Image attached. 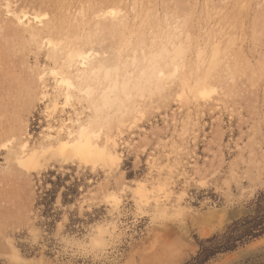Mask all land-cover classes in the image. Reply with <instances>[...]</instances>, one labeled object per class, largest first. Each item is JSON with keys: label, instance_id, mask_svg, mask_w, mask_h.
<instances>
[{"label": "rangeland", "instance_id": "obj_1", "mask_svg": "<svg viewBox=\"0 0 264 264\" xmlns=\"http://www.w3.org/2000/svg\"><path fill=\"white\" fill-rule=\"evenodd\" d=\"M110 10L120 13V23L101 17ZM8 11L25 12L31 21L44 17L45 32L23 31ZM47 37L61 41L59 50L88 44L108 61L180 42V75L190 85L207 73L219 47L220 63L209 76L216 93L193 107L196 141L180 157L171 148L162 151L161 174L147 164L160 138L181 143L186 112L168 97L172 86L141 99L145 117L126 135L115 174L58 157L39 173L21 170L13 159L17 145L28 139L39 146L49 126L41 92L45 84L53 93L55 81L50 76L43 83L40 74L65 60L50 51ZM199 52L206 59L201 69ZM81 105L89 107L83 101L77 110ZM156 106L160 112L151 109ZM67 111L57 119L75 117ZM171 177L174 193H185L179 219L172 217L175 198L144 205L131 192L137 181L151 187ZM122 184L129 190L118 206L102 201V188L119 191ZM85 198L91 201L81 210ZM258 200L264 208V0H0V264H19L6 237L26 264H185L200 242L253 216ZM162 210L167 219L158 217ZM208 264H264V237Z\"/></svg>", "mask_w": 264, "mask_h": 264}, {"label": "bare ground", "instance_id": "obj_2", "mask_svg": "<svg viewBox=\"0 0 264 264\" xmlns=\"http://www.w3.org/2000/svg\"><path fill=\"white\" fill-rule=\"evenodd\" d=\"M119 14L116 10H110L103 13L101 17L120 23ZM27 15L25 12L12 14L16 24L23 31L31 35L37 31H43L44 17L36 14L31 21ZM44 39L50 51L53 54L61 51V54L65 55V60L60 69H50L40 74V80L43 83L50 76L55 81L53 93L49 92L45 84L41 92V100L45 102L44 112L49 126L46 129L43 143L39 146L31 147L28 139L22 140L17 145L18 149L13 159L21 170L29 174L39 173L49 166V162L54 157H58L63 161L77 163L79 169L89 168L92 172L102 170L107 173L108 177L115 174L120 169L123 160L120 149L129 145L125 139L126 135H132L135 129H140L139 123L145 117L141 99L145 95L161 94L166 87L172 86L176 89L168 97L174 98L179 113L186 112L184 120L180 123L181 132L178 134L181 143L178 144L174 139L166 141L160 138L157 146L158 153L153 152L154 154L148 155L147 164L152 170H157L161 174L159 154L162 151L171 148L176 152V156L180 157L187 149L183 146H188L192 140L196 141L198 131L195 130L197 125L192 124L193 107L198 110L202 106L200 104L202 101L208 102L216 93L215 86L209 82V76L210 72L220 63L221 50L219 47H215L212 51L207 73L203 77H198L190 85L184 82L180 75V70L184 67L182 62L185 48L182 43L174 40L162 44L149 54L142 51L141 55H138L134 50L131 56H126L122 61L121 59L108 61L104 58V54L92 47L87 48L88 44H83L82 47L67 45L59 50L61 41L50 37ZM203 53H198V69L206 64ZM74 67H76L75 74H72L71 70ZM168 97H166L167 100ZM166 98L161 97V100L164 101ZM83 101H88L89 107L81 105V110H77L76 105L82 104ZM152 108L155 111L161 110L158 106ZM88 109L91 112L89 116L86 115ZM67 110H72L75 117L70 116L66 120L57 119L60 115L68 114ZM174 121L175 131H177L178 121L176 119ZM55 123H58L57 128L53 127ZM177 164L179 163L176 162L175 165ZM233 174H236L234 170ZM174 181L172 177L160 178L151 187L146 181H137L135 182L136 188L131 192L135 199L144 205H148L150 201L158 204L165 203L175 198L172 217L179 219L182 216L181 204L185 193L179 192L178 195L174 193ZM121 188L119 191L102 188L100 198L103 202L118 206L121 203V196L129 190L125 184H122ZM90 201L87 198L83 199L80 209L84 210L88 207ZM163 210L158 217L167 219L169 212ZM5 241L16 261L19 264H26L27 261L14 246L13 239L6 237Z\"/></svg>", "mask_w": 264, "mask_h": 264}, {"label": "trees", "instance_id": "obj_3", "mask_svg": "<svg viewBox=\"0 0 264 264\" xmlns=\"http://www.w3.org/2000/svg\"><path fill=\"white\" fill-rule=\"evenodd\" d=\"M258 200L253 216L235 222L223 235H215L200 242V251L185 264H208L221 254L231 253L238 248L264 237V208Z\"/></svg>", "mask_w": 264, "mask_h": 264}]
</instances>
